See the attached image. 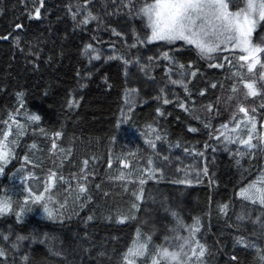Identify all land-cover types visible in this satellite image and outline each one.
I'll return each instance as SVG.
<instances>
[{
  "label": "trees",
  "instance_id": "16d2710c",
  "mask_svg": "<svg viewBox=\"0 0 264 264\" xmlns=\"http://www.w3.org/2000/svg\"><path fill=\"white\" fill-rule=\"evenodd\" d=\"M146 2L0 0V145L17 138L0 158V264H124L138 233L136 264L190 236L206 249L191 264H264V206L239 195L264 175V70L145 42ZM247 118L254 133L235 129ZM51 173L33 202L26 186Z\"/></svg>",
  "mask_w": 264,
  "mask_h": 264
},
{
  "label": "snow or ice",
  "instance_id": "6c2138e0",
  "mask_svg": "<svg viewBox=\"0 0 264 264\" xmlns=\"http://www.w3.org/2000/svg\"><path fill=\"white\" fill-rule=\"evenodd\" d=\"M230 2L235 3V0H154V2H146L140 9V14L146 17V27L151 30L150 35L145 37V42L164 41L174 43L177 40H182L186 44L195 45L201 55L205 56L217 51L239 50L241 54L236 59L244 61L249 72H252L257 64L264 70V63H261L260 58V54L264 53V39L259 40L257 43L252 41V33L257 24L264 21V0H246L244 7H240L237 3L238 10L235 11L229 9ZM36 16L39 17L38 9ZM221 45H223V48ZM165 58H169L167 54H165ZM213 66L222 67L223 65ZM241 67H244V65L242 64ZM260 78L264 79V73L261 74ZM244 87L248 89L247 95L255 96L259 94L255 82L245 83ZM233 91H237V89L233 88ZM239 111L243 112L245 116L248 115V110L243 106L239 107ZM30 118L33 121L39 120L38 116ZM249 120L251 122V118ZM17 127L21 129L22 125L18 124ZM223 127H227V125ZM238 127L239 125H237ZM252 128H255L254 122H252ZM59 135V133H56V136ZM0 137L6 139L3 132H0ZM251 140L252 137L249 135L247 140L241 142L249 147H254L255 145L251 144ZM53 147H55V144ZM2 148L3 145H0V158L5 155ZM85 164H87V161H85ZM2 171L3 168L0 167V172ZM55 179L56 174L51 173L49 176L51 184L45 186V193L50 190L51 186H54ZM257 183L264 184V175L260 177L259 181L253 182L243 189L241 196L244 199L251 200L252 203L264 205V186L257 187ZM28 191L33 202L45 200L44 195H33L31 188ZM80 191L83 192L85 189L81 187ZM43 206L44 211L52 216L53 213L47 207V204L45 203ZM10 207V200L0 199V213L10 210ZM223 207L226 210L227 205ZM198 225L199 222L197 221L196 225L190 228L189 231L195 232ZM180 239L182 242L177 245V251H170L167 247H161L158 252L150 257L152 264H191L192 256L203 257L206 251L203 245L196 242V247L199 248L197 253L196 248H192L191 236L187 239L183 237ZM149 241L150 237L141 241L138 233L137 240L125 254L124 264H136L134 258L143 256L147 252ZM185 249H189L191 255Z\"/></svg>",
  "mask_w": 264,
  "mask_h": 264
},
{
  "label": "rangeland",
  "instance_id": "374dc122",
  "mask_svg": "<svg viewBox=\"0 0 264 264\" xmlns=\"http://www.w3.org/2000/svg\"><path fill=\"white\" fill-rule=\"evenodd\" d=\"M237 4V3H236ZM236 4H234V5H231V4H229V9L231 10V11H235V10H238L237 9V7H236ZM143 17V16H142ZM145 20H146V17H143ZM147 22V21H146ZM261 23V22H260ZM260 23H258L257 24V26H256V28H255V30L253 31V33H252V41H253V35H254V32L259 28V25H260ZM150 29V28H149ZM150 33H151V30H150ZM177 41H180V42H183V43H185L184 41H182V40H177ZM156 42H160V41H154V42H151V43H156ZM186 44V43H185ZM186 45H188V46H191V47H194L198 52H199V50L195 47V45H189V44H186ZM221 47L223 48V45H221ZM220 53V52H234V53H238V54H241L240 52H239V50H235V51H232V50H227V51H217V52H213V53H211L210 55H212V54H214V53ZM200 53V52H199ZM201 54V53H200ZM203 56H205V55H203ZM258 65V64H257ZM252 122H254L255 123V126H258V122H255V121H251L250 122V120L247 118V120H245V121H243L241 124H239V127L237 128V126H236V130H239V129H241L243 126L244 127H247V126H249V125H252ZM262 125L264 124V122L263 123H261ZM242 129H244V128H242ZM255 132V128L253 129H251V133H254ZM227 135H228V137H231L232 136V134L230 135V134H228L227 133ZM226 135V136H227ZM8 137H7V140L3 143V148H2V151L3 150H7L6 151V153L7 152H10V153H12L13 152V146L14 145H16V143H17V141H16V139L17 138H15V137H13V135L11 134V133H9L8 135H7ZM21 183V181H19L18 183H16V184H20ZM257 187H262V186H264V184H261V185H256ZM29 188H31L32 190H33V195H45V192H44V188H42L41 187V185H40V183H34V181H31V183H29L27 186H26V188H25V191H26V195H29L30 196V193H29V191H28V189ZM242 192V191H241ZM241 192H240V197L242 198V196H241ZM242 199H244V198H242ZM244 200H246V201H248V202H252L251 200H249V199H244ZM259 204V203H258ZM259 205H261V204H259ZM261 206H264V205H261ZM11 212V208H10V210H8V211H5V212H3V213H0V217L1 216H4V215H7V214H9Z\"/></svg>",
  "mask_w": 264,
  "mask_h": 264
},
{
  "label": "bare ground",
  "instance_id": "6f19581e",
  "mask_svg": "<svg viewBox=\"0 0 264 264\" xmlns=\"http://www.w3.org/2000/svg\"><path fill=\"white\" fill-rule=\"evenodd\" d=\"M234 53V52H233ZM116 184V183H115Z\"/></svg>",
  "mask_w": 264,
  "mask_h": 264
}]
</instances>
